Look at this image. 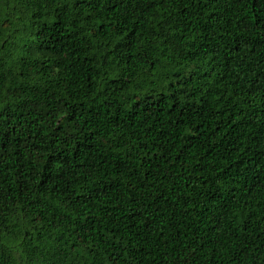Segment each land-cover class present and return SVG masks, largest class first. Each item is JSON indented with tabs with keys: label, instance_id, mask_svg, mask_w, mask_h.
Masks as SVG:
<instances>
[{
	"label": "trees",
	"instance_id": "16d2710c",
	"mask_svg": "<svg viewBox=\"0 0 264 264\" xmlns=\"http://www.w3.org/2000/svg\"><path fill=\"white\" fill-rule=\"evenodd\" d=\"M0 264H264V0H0Z\"/></svg>",
	"mask_w": 264,
	"mask_h": 264
}]
</instances>
